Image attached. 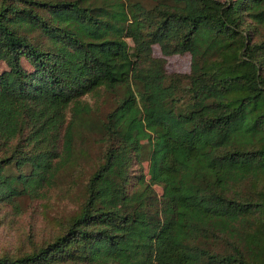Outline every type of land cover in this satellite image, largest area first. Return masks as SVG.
Masks as SVG:
<instances>
[{
  "label": "trees",
  "instance_id": "obj_1",
  "mask_svg": "<svg viewBox=\"0 0 264 264\" xmlns=\"http://www.w3.org/2000/svg\"><path fill=\"white\" fill-rule=\"evenodd\" d=\"M85 136L78 211L0 264H264V0H0V202L71 175Z\"/></svg>",
  "mask_w": 264,
  "mask_h": 264
},
{
  "label": "rangeland",
  "instance_id": "obj_2",
  "mask_svg": "<svg viewBox=\"0 0 264 264\" xmlns=\"http://www.w3.org/2000/svg\"><path fill=\"white\" fill-rule=\"evenodd\" d=\"M151 8L156 0H131ZM131 44V42L129 41ZM153 56L160 58L158 47L153 48ZM190 56L176 55L166 59L167 74H184L189 71ZM95 115L103 118L112 108L113 102L103 92L100 96L84 98ZM77 167L70 175V169L51 187H45L37 196H20L14 203L0 202V254L17 253L27 250L32 243L47 241L59 228V224L72 217L79 209L85 183L99 162L101 145L96 138L85 136L76 145ZM147 174V164H143ZM155 192L161 195L158 186Z\"/></svg>",
  "mask_w": 264,
  "mask_h": 264
}]
</instances>
